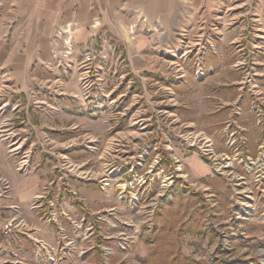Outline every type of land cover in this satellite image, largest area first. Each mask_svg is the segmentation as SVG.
<instances>
[{"label": "rangeland", "instance_id": "rangeland-1", "mask_svg": "<svg viewBox=\"0 0 264 264\" xmlns=\"http://www.w3.org/2000/svg\"><path fill=\"white\" fill-rule=\"evenodd\" d=\"M181 44L182 51L189 49L184 42ZM230 46L234 51L230 66L236 75L234 79L230 76L232 86L224 90L214 84L207 93L202 92L204 98L215 101L201 114H196L199 108L193 103L195 76L176 73V52H168L169 69L163 74L136 75L125 67L121 55L120 59L101 65L103 70L96 74L91 67L87 79L81 80L85 87L78 73V97L71 96L65 105L68 107L61 108L63 122L53 125L58 129L51 131L47 139L42 137L34 143L38 149H34L33 161L42 168L43 180L53 176L54 166L66 164V157L83 163V179L74 177L70 182L79 188L76 189L86 204L85 212L116 207L113 230L118 237L116 242L98 240L84 255L83 262L73 255L71 264H101V247L106 244L116 249L114 264L122 259L127 264H264L261 200L254 195L255 211L239 216L231 184L213 174L209 166L192 161L196 158L207 163L195 150L187 148L194 131L210 133L216 152H225L231 159L235 157L239 133H243L245 145L253 155L261 142L258 135L261 136L264 124L257 126L258 134L251 137L247 126L252 120L256 122V105L264 102V92L259 88L250 90V73L237 66L240 52ZM104 48L108 51L107 45ZM251 61L247 58L246 63L250 65ZM243 92L247 94L242 102ZM261 111L264 113V107ZM231 139L235 143L228 147L226 141ZM176 158L184 163L188 181L176 178ZM170 175L173 183L163 191L161 180ZM199 177L215 194L213 206L205 203L200 192L190 185ZM136 179L139 183L127 186L121 194V184L128 185ZM104 182L109 186H104ZM81 188H90L100 195H95L91 205L82 196ZM74 212L83 213L82 208ZM105 226L102 224V228ZM120 231L134 236L127 242V251L119 249Z\"/></svg>", "mask_w": 264, "mask_h": 264}, {"label": "crops", "instance_id": "crops-1", "mask_svg": "<svg viewBox=\"0 0 264 264\" xmlns=\"http://www.w3.org/2000/svg\"><path fill=\"white\" fill-rule=\"evenodd\" d=\"M182 42L189 49L182 51ZM241 42L244 54L253 52L255 83L264 92V0H0V132H5L0 177L8 180L11 201L19 204L34 235L54 240L53 226L28 209L45 177L33 161L34 143L58 129L53 125L63 122L61 108L68 107L71 96L78 97L86 53H103L107 45L115 49V58L125 59L130 72L149 76L167 72L168 52H176V73L195 76L193 103L201 114L215 101L202 92L216 84L224 90L232 86L230 76L236 75L230 45ZM247 128L250 137L259 131L253 120ZM11 143L19 152L8 151ZM20 157L28 164L26 172L15 168ZM81 193L90 203L100 195L90 188ZM16 246L32 263V240L18 232L4 242L0 259L12 260L7 252Z\"/></svg>", "mask_w": 264, "mask_h": 264}, {"label": "built area", "instance_id": "built-area-1", "mask_svg": "<svg viewBox=\"0 0 264 264\" xmlns=\"http://www.w3.org/2000/svg\"><path fill=\"white\" fill-rule=\"evenodd\" d=\"M232 45L240 52V61L237 62V66L250 73V76L247 77L250 90L252 91V88L258 89L256 83H254L257 72L254 68L253 52L244 54L242 51L244 46H240L238 43H233ZM114 53L115 49H110L103 53L99 51L84 55L80 63L79 78L80 83L84 84L82 87H85V82L82 83L81 80H86L93 69L95 74L98 73L102 69L101 65H105L109 62L108 60L115 58ZM247 58L252 60L250 65L246 63ZM106 70H108V67ZM256 107V124L260 127L261 123L264 124V113L261 111V107H264V102L257 104ZM4 133L3 130L0 132L1 141L5 138ZM237 138L236 143L232 139L226 141L228 147L233 146L235 143V157H232V159L225 152L217 153L212 136L204 131L190 133V143L187 148L195 150L200 157L206 159L210 169L213 170V174L217 173L231 184L233 196L238 203L239 216H249L252 214V211H255L256 204L253 197L255 195L261 200V206L263 207L261 216L264 218V127L260 136V139L262 138L261 142L256 146V153L254 155L245 145L246 140L243 133H239ZM19 139L21 137L18 135L16 140ZM12 143L9 144L8 151L10 153L19 152L17 144L12 145ZM22 156L24 157L25 155ZM22 158L20 157L14 162L15 168L26 172L28 164ZM66 161V164L54 166L55 168L52 171L53 176L42 182L39 192L32 197L28 205V209L39 221L53 226L54 240L52 241H46L34 235L35 228L30 225L22 214L19 204L11 201V188L8 180L0 177V250L3 248L4 242L15 232L23 234L25 238L32 240L33 244L32 263H29L19 254L20 247L16 246L13 250L7 252L14 258L10 261L0 259V264H68V260H71L73 255H77L79 260L83 262L84 255L89 253L99 243L98 240L103 239L116 242L118 237L117 231L113 230L115 227L114 219L117 214L116 207L85 212L84 207L86 204L80 195H78L76 187L70 182V179H74V177L83 179V163L70 161L67 157ZM175 169L176 178L188 181L189 174L185 171L184 163L177 158ZM172 183V175L162 178L161 187L163 191L167 189L165 187H169ZM103 185L109 186V183L104 182ZM190 185L193 190L200 192L205 203L213 206L215 194L209 185L197 179L192 180ZM121 189L120 192L122 194L127 187ZM77 208H82L83 213H72ZM3 211H6L7 214H2L1 212ZM102 224H107V226L102 228ZM135 231V234H137V230ZM118 234L120 235L119 249L127 251L129 248L127 242L132 240L134 236L126 231H120ZM93 239L96 242L95 244L91 241ZM87 243L92 244L88 246ZM114 251L116 249L111 247L110 244L102 246L100 255L101 264H114L112 263V258L115 256ZM127 263V261L122 259L117 264Z\"/></svg>", "mask_w": 264, "mask_h": 264}, {"label": "bare ground", "instance_id": "bare-ground-1", "mask_svg": "<svg viewBox=\"0 0 264 264\" xmlns=\"http://www.w3.org/2000/svg\"><path fill=\"white\" fill-rule=\"evenodd\" d=\"M165 181H166V178H165ZM135 182H138V180L136 179V180H133L132 182H130V183H128V185L127 184H121V187L122 188H126L127 186H130V185H132V184H134Z\"/></svg>", "mask_w": 264, "mask_h": 264}]
</instances>
